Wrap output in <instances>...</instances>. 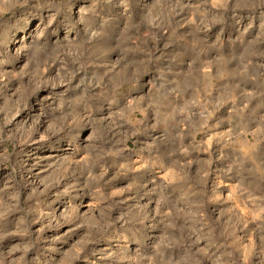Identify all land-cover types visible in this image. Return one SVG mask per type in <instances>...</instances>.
Instances as JSON below:
<instances>
[{
    "label": "rangeland",
    "instance_id": "rangeland-1",
    "mask_svg": "<svg viewBox=\"0 0 264 264\" xmlns=\"http://www.w3.org/2000/svg\"><path fill=\"white\" fill-rule=\"evenodd\" d=\"M0 264H264V0H0Z\"/></svg>",
    "mask_w": 264,
    "mask_h": 264
}]
</instances>
